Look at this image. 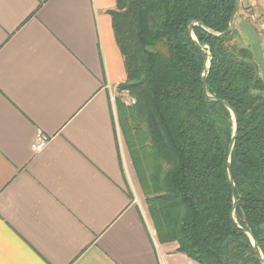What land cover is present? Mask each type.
<instances>
[{"label": "crops", "instance_id": "0c3cea01", "mask_svg": "<svg viewBox=\"0 0 264 264\" xmlns=\"http://www.w3.org/2000/svg\"><path fill=\"white\" fill-rule=\"evenodd\" d=\"M114 9L0 0V264H197L155 238L137 197L113 100L126 79ZM262 13L264 0L240 2L234 28L264 80ZM37 133L49 140L33 151Z\"/></svg>", "mask_w": 264, "mask_h": 264}, {"label": "trees", "instance_id": "16d2710c", "mask_svg": "<svg viewBox=\"0 0 264 264\" xmlns=\"http://www.w3.org/2000/svg\"><path fill=\"white\" fill-rule=\"evenodd\" d=\"M235 5L115 0L110 11L126 74L120 90L136 99L124 117L133 124L125 145L140 185L154 193L145 198L149 218L159 242L174 243L197 264H261L241 229L264 259V80L235 28L223 37L208 33L228 29ZM193 22L208 31L192 29L202 50L190 37ZM220 101L237 115L235 206L226 165L234 122Z\"/></svg>", "mask_w": 264, "mask_h": 264}, {"label": "water", "instance_id": "95a60500", "mask_svg": "<svg viewBox=\"0 0 264 264\" xmlns=\"http://www.w3.org/2000/svg\"><path fill=\"white\" fill-rule=\"evenodd\" d=\"M239 6H240V0H236L235 11H234L233 16L230 19L229 27L223 33L213 34V33L208 32L206 29H204L199 23H197V22L191 23L189 25V33H190V37L192 38V41L195 44V46L198 49L202 50V47L199 46V44L197 43L196 39L193 36L192 29H193V27L195 25L196 26H199L200 28H203L205 31H207L209 34H211L214 37H223V36L229 35L234 30V19H235L236 15H237V13L239 11ZM208 65H209V62H208V58L206 57V63H205V66H204V69H203V72H202V76H201L202 87H203V90L205 92H206V77H207V68H208ZM207 97L210 100L218 101L216 98L211 97L209 95H207ZM220 102L230 111V113L232 115V118H233V122H234L233 133H232V136H231L229 145H228V155H227V164L226 165H227V174H228L229 182H230V185H231V193H232V199H233V206H235V204H236V198H235L234 182H233V178H232V175H231L230 155H231V152H232V149H233V146H234V142H235V139H236V134H237V115L235 114V112L233 111V109H231L230 106L227 103H225L223 101H220ZM233 222L237 226V223L235 222L234 219H233ZM237 227H239V226H237ZM241 230L247 235V237H249V239L251 241V244H252V246H253L256 254L258 255V258L260 260V263L261 264H264V259L262 257V254H261V252H260V250H259V248H258V246H257V244L255 242V240L253 239L252 235L248 231H245L243 229H241Z\"/></svg>", "mask_w": 264, "mask_h": 264}, {"label": "rangeland", "instance_id": "374dc122", "mask_svg": "<svg viewBox=\"0 0 264 264\" xmlns=\"http://www.w3.org/2000/svg\"><path fill=\"white\" fill-rule=\"evenodd\" d=\"M257 62V61H256ZM257 65H258V63H257ZM259 67V66H258ZM259 74H260V67H259ZM117 91L119 92V93H117V94H113V100H114V104H115V109H116V115H117V124H118V129H119V132H120V136H121V141H122V143H123V148H124V152H125V154L127 153V148H126V145H125V142H126V136L123 134V132H124V129L126 130H128V129H132V127H133V124L132 123H130L131 125H127V122H126V120H125V116H126V114H127V111H129L130 109H132L133 107H134V105H135V103H136V99L134 98V97H131V96H129L130 94H128L127 93V91H125V90H120V85L117 87ZM124 92L125 93H127V95L129 96L128 97V101H127V99H125L126 100V102H122V100H124V99H122V98H120L119 97V95L121 94V95H124L125 96V94H124ZM122 99V100H121ZM129 99H130V101H129ZM119 104V108H117V105L116 104ZM121 103H123V104H121ZM125 125H127V126H125ZM124 137V138H123ZM131 162V161H130ZM132 164V163H131ZM132 168H133V165H132ZM133 172H134V174H135V176H134V178H135V184L137 185V189H136V192H137V197H138V200L140 201V203L143 205V207L145 208V213H147V215H148V212H147V206H146V200H145V198L147 197V196H152V194H154V193H152V191L150 192V190L148 189V191L147 192H145V190L143 189V187L140 185V182H139V180H138V178H137V173H136V171H135V169L133 168ZM133 182V183H134ZM138 182H139V186H138ZM152 188V187H151ZM148 194V195H147ZM149 216V215H148ZM155 238H157L156 237V235H155Z\"/></svg>", "mask_w": 264, "mask_h": 264}, {"label": "built area", "instance_id": "2783aa9c", "mask_svg": "<svg viewBox=\"0 0 264 264\" xmlns=\"http://www.w3.org/2000/svg\"><path fill=\"white\" fill-rule=\"evenodd\" d=\"M243 1H245V0H240V2H243ZM254 21L256 23H260L261 25H264V13L254 16ZM124 94H125V97H128L127 93L124 92ZM129 101H130V99H129ZM48 140L49 139L47 136H45L41 133H37L36 138L31 145V148L33 149V151H38V150L42 149L47 144Z\"/></svg>", "mask_w": 264, "mask_h": 264}]
</instances>
